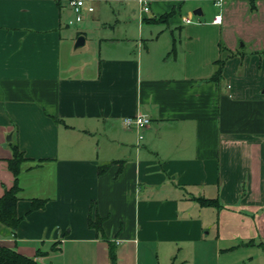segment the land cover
Segmentation results:
<instances>
[{"label": "crops", "instance_id": "0c3cea01", "mask_svg": "<svg viewBox=\"0 0 264 264\" xmlns=\"http://www.w3.org/2000/svg\"><path fill=\"white\" fill-rule=\"evenodd\" d=\"M95 1L76 22L65 0H0V196L17 180L21 216L0 244L38 264L264 247V0ZM134 114L149 125L127 127Z\"/></svg>", "mask_w": 264, "mask_h": 264}, {"label": "trees", "instance_id": "16d2710c", "mask_svg": "<svg viewBox=\"0 0 264 264\" xmlns=\"http://www.w3.org/2000/svg\"><path fill=\"white\" fill-rule=\"evenodd\" d=\"M252 7L255 5L254 0H250ZM170 15L166 13L161 16L160 19H166ZM224 59H218L216 61V70L213 75V80L218 81L222 74ZM23 153L19 150L16 145L13 149V156L9 161V166L17 176L19 173V164L23 160ZM107 168V165H102L99 167V172H103ZM19 190L17 180L10 187L7 188L2 196H0V231L2 228L9 229L13 233L17 229V226L21 220V216L17 214L16 203L18 200L17 192ZM215 203L214 199L204 198L202 203ZM46 204L45 199L34 198L32 200V208L37 209L42 208ZM102 221L103 218L99 215L95 217H89V225L94 227L98 233L102 234ZM111 264H116L117 257L114 246L111 244L109 249ZM0 264H38L32 256L26 255L19 252L17 249L9 247L5 244H0Z\"/></svg>", "mask_w": 264, "mask_h": 264}, {"label": "rangeland", "instance_id": "374dc122", "mask_svg": "<svg viewBox=\"0 0 264 264\" xmlns=\"http://www.w3.org/2000/svg\"><path fill=\"white\" fill-rule=\"evenodd\" d=\"M92 6L97 8L98 3L95 1ZM229 241L216 248L204 247V264H264V247L259 240L246 245H240L237 240Z\"/></svg>", "mask_w": 264, "mask_h": 264}, {"label": "built area", "instance_id": "2783aa9c", "mask_svg": "<svg viewBox=\"0 0 264 264\" xmlns=\"http://www.w3.org/2000/svg\"><path fill=\"white\" fill-rule=\"evenodd\" d=\"M87 0H65L67 7L74 11V20L76 22L81 21L83 19V12L84 8H87L89 11H92L94 7L92 5L87 4ZM142 8L145 11L149 10V3L148 0H139ZM223 0H217V4L221 5ZM222 19L221 14H216L213 22H220ZM186 22H192L193 19L190 17L185 18ZM123 123L129 128H135L141 130L143 127H146L150 123V118L148 116L142 114H134V115H127L123 117ZM143 137V134L140 133V138Z\"/></svg>", "mask_w": 264, "mask_h": 264}, {"label": "water", "instance_id": "95a60500", "mask_svg": "<svg viewBox=\"0 0 264 264\" xmlns=\"http://www.w3.org/2000/svg\"><path fill=\"white\" fill-rule=\"evenodd\" d=\"M194 14L196 15L202 14L201 8H197L196 10H194ZM85 41H86L85 36L83 34L79 35L76 39L75 47L83 46L85 44Z\"/></svg>", "mask_w": 264, "mask_h": 264}]
</instances>
